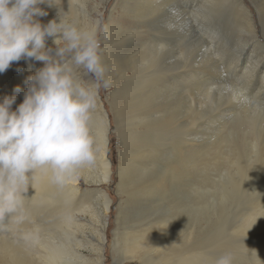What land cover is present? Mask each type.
<instances>
[{
    "label": "bare ground",
    "instance_id": "obj_1",
    "mask_svg": "<svg viewBox=\"0 0 264 264\" xmlns=\"http://www.w3.org/2000/svg\"><path fill=\"white\" fill-rule=\"evenodd\" d=\"M86 1L87 0H51L49 3L53 5H48V7L51 8V11L49 15L40 22L46 25V22H49L50 20L55 19L59 23V20L61 19L66 25L69 21H71L72 24H75V20H78L77 15L79 14V12H82L84 23L86 22V25L84 26L85 29L82 28V30H91L92 28L96 27V21L99 20L97 19L92 21V18L90 19L91 15L86 10ZM112 1L113 0H104V9H106ZM77 2L78 5H76ZM128 2L129 5L134 6V16H131L129 8H127L128 12L126 16L129 15L128 17L130 18L132 17L134 19L142 20L141 22L137 23L139 29H136L137 26L135 27V24L132 26V22H129L128 25H126L127 27L131 26V28H135V30L130 33H128L127 31L126 34H128L126 35V37H124L125 39L132 42L129 45V48L136 49L133 50L134 53L133 51L131 53H128L127 58H125L126 56H116L118 57V59L114 62H105L103 61V57L101 56L102 62L107 70L105 75L113 82L112 88H114V90L110 92L109 101L115 114L120 146L122 147L119 154L120 164L118 172H116V174L117 179L119 180L117 186L118 191L119 194L124 198L122 199L119 207V218L117 219V227L114 232V239L112 242V247L114 249L113 253L117 259L119 258V264H123L126 261H138L141 264H181L185 261H190L193 255L186 257L187 255L182 256L179 253V238L176 230L178 225L176 221L178 220V215L185 212L181 210L182 206L178 205L177 203L179 195L178 193L181 191V186H184L183 190L190 189H188V187H191V179L193 177V173H195V176L196 174L200 175L201 173L198 172V170L195 171V168L196 166L198 167V164L196 163L195 165L190 156L188 157V154H193L192 152L194 148H196L195 145L198 142L197 140H199V138H197L196 136L201 133L199 131L202 127H208L209 122L214 124L216 122L221 128L227 127L228 123L226 124L225 122L228 119H235L238 126H241L243 123H249L256 128L263 125L264 101L261 102L262 100H257V95H255V98L252 97V102H250L248 99H246V101L244 100L247 97L246 94V97L243 95L241 96L240 91L244 92L247 89V82L252 79V76H254L253 74L260 72V78H262L261 80H259V83H255L254 87H256L257 90H255L256 92L254 91L253 93H257L259 95L262 94V92L264 91V66H261V64L264 63V57H260L262 55H260L259 57L255 55L256 59L254 60L255 57L250 55L249 64H245V68L243 66L244 69L242 70L243 72L240 75L241 78L245 77L246 79L244 80H246L247 82H244L243 79L242 81L241 78L238 77V79L240 78L241 80L240 83L243 82L245 83V85L240 89L233 87L232 89L234 93L230 94V99L227 103L223 102L222 98H219V101L217 102L218 104H214L215 101L213 100V97L215 96V92L218 89H216V86H222L224 89L227 86L230 87V85L227 84L228 82L224 83L220 74H217L218 70L217 72L213 70H216L218 67L211 69L209 68L210 65L208 64L209 67H199L192 72L190 71V69L188 72L186 70L185 72L180 73L179 71H181V69L177 73L175 72V76L171 75L173 77V82H170V80L164 76L166 71L170 73V71L168 70L171 68H175V66L173 67V65L170 64H173V62H170L168 64V61L167 63H165V60L164 62L162 61L164 53H170L167 51H169V49L171 48L170 46L172 45L170 39L167 40L169 37L167 39L165 37L169 36V34L172 33H164L163 28L160 25H168V23L170 24L172 20L175 19L170 14V16L167 15L168 19L163 21L167 18V16H165L167 10H180L182 14H189V20L192 21L194 25L193 31L196 33V36L198 38H201L202 35L206 36V33L200 30V28H207V24L212 27L211 33L213 32V34H217L223 31L221 24L223 26L225 25V28H227L226 26L230 25H233L234 27L236 26L240 34H246L251 38L250 41L244 43L240 48V54L235 60L240 63L243 60V56L245 55V53L249 54L250 52V54L254 55L255 45L262 44V42L257 38L256 35L257 25L260 22L264 23V0H251L249 4L244 0H182V2L180 3L179 0H128ZM180 11L176 12H179L178 14H180ZM256 13H258V16H256ZM181 17L183 16L181 15ZM258 20L260 21L259 23ZM211 23H214V25L217 26L215 30H213V27L215 26ZM206 28H204L205 31ZM228 30L233 31L231 26L228 27ZM114 37L115 35L112 36V39ZM172 37L170 36V38ZM227 37L228 36H226V38ZM53 39L54 38H47L46 40V47H49L52 50L56 46L53 43ZM133 41H138V43L134 42V44ZM209 44H206L207 46H204L206 48H209ZM114 47L116 46H113V48ZM205 47L203 48L205 49ZM187 49L189 48L187 47ZM206 52L207 50L205 51V53ZM108 53L111 52L108 51ZM113 53L117 52L114 51ZM126 53L124 52V54ZM173 53H175L176 55V51L171 52V57H174ZM177 55H181V52ZM185 55L182 57H185ZM137 56H142V58H138L139 60H137ZM174 59L175 58H173V60ZM189 60H191V58ZM212 60L209 59V61ZM35 62L36 61H34V63ZM39 65V62L37 61L36 68H32L31 71H29L27 66V68L22 67L21 71L17 72L16 69L19 66H17V64H12L11 67L6 70V72H8L6 73V75L8 74L13 78V74H15L16 79H13V85L12 83L6 84V80L2 81L4 73H0V99H3L4 96L16 95L18 96V101L22 103L24 92L26 91L24 87V85L26 84V78L34 75L35 70L41 68ZM178 66L176 65L177 68ZM213 67H216L215 64ZM73 68L74 76L77 79L81 80V82L83 77L85 79L89 78V76L84 73V70H82V67L78 68L77 66L73 65ZM129 71L133 73V76L128 75ZM182 71H184V69ZM220 71L221 70L219 69V72ZM169 73H167V75H169ZM210 74H216L218 80L220 81L218 85L211 83L212 80H209V77L211 76ZM119 76L122 80L125 81L124 84L122 83L123 85H125L123 91L118 87V81L120 80V78L118 81H116ZM9 84L11 85V88L7 89L6 86ZM90 84H93V82L89 78V81L88 83H86V85ZM17 86H19L20 91L18 93H14L13 90ZM179 88H188L189 90H195L196 93H200V97L202 96V101L200 102L202 106H200L199 108L202 109L203 105L209 103L208 107L212 105L213 108L212 112H210L211 114L214 113V116L210 119L207 117L208 114H206V117L208 119L204 120V122L201 121L194 130V133L190 131L186 126L189 130V133H186L181 139L175 138L177 136V133L182 130L180 128V125H177L176 118V115L180 110V106L178 104H175V102L177 101L173 102L172 99L179 96L180 93L177 92V89ZM220 88L221 87H219V89ZM181 90L182 89H180V91ZM184 90L185 89H183L182 91ZM220 91L222 90L220 89ZM186 94L185 96L187 97ZM193 96L195 95L193 94ZM239 99L249 105L248 110L249 108L251 110L249 111V114L246 113L248 115L247 118L244 119V117L241 116V124L239 123L237 118L239 119L240 114H245L243 112L246 110H244L245 108L243 109V105H239V103L237 102V104L234 103ZM195 101L196 100H194L193 102ZM229 104H231L232 106H226ZM194 105L195 104H192V106ZM225 107H228L227 114L222 117L217 115V112H219L222 108L224 109ZM190 108L191 107H188V109ZM108 115L109 114L105 109L99 91L96 99V107L92 111L91 119L88 122L91 135L95 141L93 146L94 161L91 164L81 166L79 169H77L71 176L65 179L63 185L52 183L50 179L51 174L46 169H37L33 176H31V172L28 173V175L31 176L29 178L28 189L26 192H22L21 196L17 197V210L14 213L0 214V264H104V256L106 258V255H104L106 250L105 247L106 245H108V218L111 214L110 211L112 208L113 199H111L107 191L102 190L101 187H109L115 177L112 162L109 158V138L112 130V123ZM195 117L197 118L198 116L196 115ZM188 119H190V115ZM195 120L191 121L190 123L188 122V124L186 122V124L194 125ZM241 127H239V129H241ZM233 130L230 129V132ZM248 137L251 136L248 135ZM200 140L202 141V139ZM205 141L203 140V143L207 142ZM261 141L259 140L260 143ZM211 144L214 143L211 142ZM242 149H244V147ZM246 150L247 149H245V151ZM239 157L240 156H238V158ZM167 158H169L168 161L170 160V162L166 161ZM196 158H198V156ZM232 165L234 166V164ZM257 169H259V167ZM203 171H205V169ZM241 171L243 170L240 169V173ZM181 179H183V181H181ZM258 184L260 185V183ZM166 191H168V194H165L167 193ZM133 195L138 198V203L143 201H158L162 203L163 201H166L165 205L162 206V209L168 211L170 213V217H168L167 219L163 218L161 220H158L156 224H159L156 225L155 231H153L154 229H151V231L149 230V228H151L150 226H152L150 222L141 224L142 228L149 226V228H147L145 231L142 230V232L138 233L134 232L132 234H124L125 232H122L124 225L123 219L126 214L124 212L126 207H129L131 202L136 200L135 197H132ZM210 200L212 199L210 198ZM217 205L219 204L217 203ZM132 210L133 208H131V211ZM207 214L209 213L207 212ZM136 226H138V224H136ZM136 226L134 225L130 227L132 229ZM10 229H14L17 232H8V230ZM219 244L222 245L221 243ZM205 245L206 247H211L213 245V242L207 241L205 242ZM205 245L202 244L200 247L204 248ZM84 250L90 251L91 255L87 256V253L85 254ZM197 251L199 250H196L195 253ZM202 251H204V249ZM190 252L193 253L192 250ZM92 254H95V258L92 257ZM184 254H188V252ZM197 256H199V253L197 254Z\"/></svg>",
    "mask_w": 264,
    "mask_h": 264
},
{
    "label": "rangeland",
    "instance_id": "obj_2",
    "mask_svg": "<svg viewBox=\"0 0 264 264\" xmlns=\"http://www.w3.org/2000/svg\"><path fill=\"white\" fill-rule=\"evenodd\" d=\"M50 1L51 0H48V2H50ZM103 1L102 0H87L86 1V10L90 13V15H91L90 19L92 18V21L97 20V19L100 21L98 31H97V40L99 42L100 55L103 57V61L114 62V61H117V59H118V57H116V56H121V57L126 56L125 58H127L128 53H131L134 49H136V48L130 49L129 45L132 42L130 40L125 39L126 35L128 33L132 32L133 30H135V28L134 27L131 28V26L127 27L126 25H128L129 22H132L133 23L132 26L135 24L134 26L135 27L137 26L136 29H139L137 23L141 22L142 20L141 19H134L132 17L130 18V17H128L129 15L126 16L127 12H128L127 8H129V10L131 12V16H134L133 15L134 14L133 13V10H134L133 7L134 6L129 5L128 0H118V1L113 0L112 2H110V4L107 6L106 9H104V5H103L104 2ZM244 1H246V3L249 4L251 0H244ZM180 2H182V0H179V3ZM76 5H78V2ZM40 6L43 9H45L46 11L48 10L47 13L49 15L51 8H49L47 4H42ZM130 8H132V9H130ZM167 11H166L165 16H167V15L170 16V14H171V16L173 18H175V19H173V18L172 19L175 21L172 20V22L170 24L168 23V25H166V24L160 25L163 28L164 33H166V34L172 33V34H169V36L165 37L166 39L169 37L167 40L170 39L172 45L170 46L171 48L169 49V51H167L170 53H164L162 61L164 62V60H165V63H167V61H168V64L170 62H173V64L172 63H170V64L173 65V67L175 66V68L169 69L168 71H170V73L166 71L164 76L167 79H169L170 82L171 81L173 82L172 76H175L176 73L181 69L182 70L184 69V71L181 70V71H179L180 73L185 72L186 70L188 72L190 69H191L190 71L192 72L193 70L198 69L199 67L204 68L205 66H208V64L210 65V67L209 66L208 67L211 69L218 67L216 70L215 69H213V70L215 72H217V70H218L217 74H220V76L222 77V81L224 83L228 82L227 84L230 85V87L227 86L224 89L222 86H216V89L217 88L218 89L215 92V96L213 95L214 96L213 100L216 102V103L214 102V104H218L217 103L219 101L218 99L222 98L223 102L227 103L230 99L229 98L230 94L234 93L232 88L235 87L237 89H240L242 86L245 85V83H243V82L240 83V81L242 79L244 80L246 78L245 77L241 78L240 75L243 72L242 70L246 67L245 64H247V65L249 64L250 55L255 57L254 60L256 59V56L259 57L260 55H262L260 57H264V25H263L264 23H261L258 20V23L259 22L260 23L257 25V35H256L257 38L262 42V44L261 45H255L254 55L250 54V52H249V54L245 53V55L243 56V60L239 63L238 61H235V60L237 59L238 55L240 54L239 52H240V48L242 47V45L244 43L250 41V39H251L250 36H248L246 34H240L239 31L237 30L236 26L234 27L233 25H230L231 28L233 29V31H232V30H228V27H230V26H226L227 28H225V25L223 26L222 24H221V26H222L223 31H221L217 34L214 33L215 34L214 35L213 32L211 33L212 27L207 24V28L206 27H201V28L199 27V28L204 33H206V36H208V37L202 35L204 37L201 36V38H198L196 36V33L193 31L194 25H193V22L189 20V18H190V16H188L189 14L188 15H187V13L182 14V12L180 10H174V11L171 10L168 12ZM176 11H180V14H178L179 12L177 13ZM97 12H99V13H97ZM176 13H177V15H176ZM79 14H81V15H79ZM79 14L77 15L78 20H75V22H76L75 24H72V22L69 21L67 23V25H69V24L70 25L72 24L73 26L77 25L76 27H78V28L81 26L79 29H82V28L85 29L84 26L86 25V22L84 23V19L82 18L83 13L79 12ZM174 15H176V16H174ZM178 15H180V16H178ZM181 15L183 17H181ZM168 16L163 21L167 20ZM256 16H258V13H256ZM45 18H46V16L38 17L37 19L42 21ZM160 22H162V21H160ZM184 22H186V23H184ZM46 23H48V22H46ZM211 24L214 25V23H211ZM216 27L217 26L213 27V30H215ZM130 28H131V31H130ZM204 28H206V31ZM127 31H128V33L126 34ZM207 31H208V33H207ZM223 32H224V34H223ZM113 35H115V37L112 39ZM170 36L171 37L173 36L174 38L172 37L173 38L172 39V38H170ZM226 36H228V37L226 38ZM172 40H173V42H172ZM111 41H112V43H111ZM201 41H203V42H201ZM134 42L138 43V41H133V43ZM200 43H201V45H200ZM184 44L187 46H185ZM206 44L210 45L209 48L205 47V46H207ZM251 44H253V43H251ZM61 46H64L63 41L61 42ZM113 46H116V47L113 48ZM193 46H195V47H193ZM187 47L189 49H187ZM203 47H205V49ZM56 49H57V46H55L54 49L52 50V52H51L52 55L55 54ZM182 49H184V50H182ZM206 50H207V52L205 53ZM108 51L111 53H108ZM114 51L117 53H113ZM173 51H176V55H175V53H173L174 57H171L170 54ZM124 52L125 53L127 52V53L124 54ZM180 52H181V55H177V54H180ZM133 53H134V51H133ZM185 53H186V55H185ZM187 53H189L191 55H189ZM184 55H185V57H182ZM111 56H113V57H111ZM176 56L178 57V59ZM186 56H188V57H186ZM189 56H191V57H189ZM209 57H211L212 59L214 58V59L212 60ZM115 58H116V60H115ZM138 58H142V56H137L136 59L139 60ZM173 58H175V59L173 60ZM190 58H191V60H189ZM209 59L212 61H209ZM180 60H182V61H180ZM206 60H207V62H206ZM174 62H175V64H174ZM36 63H37V61L34 63L33 60L25 61L22 59L19 62H13L12 64H17V66H19L21 69L22 67L27 68V66L29 64L33 65L32 68H34V67L36 68ZM39 64H40L39 65L40 67H43V62H39ZM185 64H186V68H185ZM214 64L216 67H213ZM176 65L177 66L179 65L178 66L179 69L176 67ZM211 65H212V67H211ZM243 66H244V68H243ZM261 66H264V63L261 64ZM219 69L221 70L220 72H219ZM82 70H84V69H82ZM171 72H172V74H171ZM6 73H8V72H6V71L4 72V77L2 78V81L6 80L5 81L6 84L12 83L13 79H16L15 74H13V78H12V76H9L8 74L6 75ZM84 73H86L85 70H84ZM167 73H169V75H167ZM87 75L89 76V78L91 79V81L93 83L96 82L94 76H92L90 74H87ZM128 75L133 76V73L131 71H129ZM178 75H179V73H178ZM210 75L211 76L209 77V80L210 79L212 80V81L210 80L211 83L218 85L220 81L218 80V77L216 76V74H210ZM253 75L254 76H252V79H250L248 82L246 80H244V82L246 81L248 83V85L246 84L247 89L244 92L240 91V94H241V96L242 95L245 96V94H246L247 97L245 96L246 98L244 100L248 99L250 102H252V97L255 98V95H257L256 99L260 100V101L262 100L261 102H263L264 101V91L262 92L261 95H259L257 93H253L255 90H257L256 87H254V85L256 82L259 83V80H261V78H262V77L260 78L261 74H260V72H258L256 74L254 73ZM238 77H240L241 80H240V78L238 79ZM253 77H254V79H253ZM8 78H9V80H8ZM89 78L85 79L83 77L82 83H85V84L88 83ZM119 78H120V76L118 77V79L116 81H118ZM118 82H116V83H118V87L123 91V89L125 88V85H123L125 83V81L120 78V80ZM234 84L235 85L238 84L239 86L238 85L235 86ZM9 85L6 86L7 89L11 88V85L10 86ZM12 85H13V83H12ZM220 85H222V84H220ZM24 87H25V89H27V84H25ZM219 87H221L220 89L222 91H220ZM180 89H182V90L187 89L186 90L187 92L185 90L184 91L181 90L182 91V93H181ZM113 90H114V88H112V87L108 88V89H104L102 86L99 89L102 101H103L104 106H105V109H106L107 113L109 114L108 116L110 117V121L112 123V125H111L112 130H111L110 138H109L110 139V142H109V145H110L109 146V158L111 159L113 172L115 173V177L113 179L112 184L109 187H101V189L104 191H107L110 198L113 199V201H112L113 204H112V208L110 211L111 214L109 215V218H108V220H109L108 229H107L108 245H106V247H105L106 250H105L104 255H106V258L104 256V264H119V260H118L119 258L117 259L113 253L114 249L112 247V242L114 239V232H115L116 227H117L116 226L117 225V219L119 218L118 214L120 212V210H119L120 203H121L122 199L124 198L119 194L118 187H117L119 180L117 179L116 172H118V168H119V164H120L119 154H120V150L122 149V147L120 146V139L118 136L115 114L112 110V107H111V104L109 101L110 92H112ZM225 91H226V93H225ZM177 92L180 93L179 96L172 98V99H173V102L177 101V102H175V104H178L180 106V110H179L178 114L176 115V118H177V125H180V128L182 130H180V132L177 133V136L175 138L181 139L184 137V135L186 133H189V130L194 133V130L196 129L197 125L201 121L204 122V120H207L208 118L210 119L211 117H213L214 113L211 114L213 108H212V105H210V107H208L209 103L203 105L202 109L199 108L200 106H202L200 103L202 101V96L200 97L201 94L198 92L196 93L195 90H189L188 88H179V89H177ZM219 92H220V94H219ZM185 94L187 95V97L185 96ZM193 94L195 96H193ZM222 96H224V97H222ZM17 97L18 96H16V103L12 105L13 110H15V107H17L20 104ZM190 97H192L193 99ZM194 100H196V101L193 102ZM236 102L239 103V105L240 104L243 105V109L245 108L244 110L247 111L246 112L243 110L244 111L243 113L249 114V111H251L250 108L248 110L249 105H247L244 101H241V99L235 101L234 103H236ZM192 104H195V105L192 106ZM226 106H232V105L229 104ZM188 107H191V108L188 109ZM222 109L219 112H217V115H219L221 117L227 114L228 107H225L223 109L224 111ZM202 110H204V111H202ZM205 111H206V113H205ZM208 111L209 112L211 111V112L209 113ZM206 114H208L207 115L208 118L206 117ZM245 114H243V115L240 114V117L238 115L239 119L237 118V120L239 121L240 124H241L240 118H242V117H244V119L247 118L248 115L247 114L245 115ZM189 115H190V119H188ZM191 115H192V118H191ZM196 115L198 116L197 118H199V119H197L195 117ZM185 118L187 119V121ZM244 119H242V120H244ZM194 120H195V122H194L195 126L193 124L187 125L188 122L190 123L191 121H194ZM229 120L230 119L226 120V122H225L226 124L228 123L226 128L219 127L218 123H216V122H215V124L209 122L208 127H204V128L202 127L199 131L201 133L196 136L197 138H199V140H197L198 142L195 145L196 148H194V150L192 152L193 154H191V155L188 154V157L190 156L191 160H193V163L195 165H196V163L198 164V167L196 166L195 171L198 170V172H201V173H200V175L196 174V176H195V173H193V177L191 179L192 180L191 187H188V189L189 188L190 189L189 190H187V189L183 190L184 186H181L180 187L181 191L178 193L179 195H178L177 203H178V205L182 206L181 210L185 212L183 214L178 215V220L176 221V223L178 225L176 230H177L178 238H179V240H178L179 241L178 242L179 253L182 256L187 255L186 257H188V256L193 255V257H194V258L192 257V259H191L193 261H191V260L185 261L184 263H181V264H204V263L205 264H216L217 259L224 254H230L231 255L232 264H264V230H263V228H264V205H263L264 204V199H263V197H264V161H263L264 160V129H263L264 128V115H263V125H261L257 128L253 127L249 123H243L241 125L242 126L241 127V126H238L236 124L235 119H231L230 121ZM184 121H185V123H184ZM231 121H232V124H231ZM186 122H187V124H186ZM245 125H246V127H245ZM186 126L189 128V130ZM239 127H241V129H239ZM230 129H232V130L234 129V130L230 132ZM236 129H238V130H236ZM261 129H262V131H261ZM211 131H212V133H211ZM247 131H250V132H247ZM248 135L251 137H248ZM200 139H202V141ZM203 140L204 141L206 140L207 142L206 141L205 142L207 144L203 143ZM236 140H238V141H236ZM259 140L260 141L262 140L261 143L259 142ZM230 141H231V143H230ZM211 142L214 144H211ZM198 143H200V144H198ZM234 143L238 144V145H235ZM242 143H243V145H242ZM243 147H244V149H242ZM245 149H247V150L245 151ZM198 150H199V152H198ZM258 151H259V153H258ZM200 154H202V155H200ZM196 155L198 156V158H196L197 157ZM193 156H194V158H193ZM238 156H240L239 157L240 159L238 158ZM168 159L169 158H167L166 161L170 162V160L168 161ZM198 161H200V162H198ZM240 162H242V163H240ZM232 164H234V166ZM244 167H245V169H244ZM258 167H259V169H257ZM239 168L243 170V171H241V173H240ZM204 169H205V171H203ZM232 169H234V170H232ZM262 169H263V171H262ZM227 170H228V172H227ZM258 172L260 173V175ZM207 173H209V174H207ZM224 173H225V175H224ZM219 174H220V176H219ZM254 174L257 176H255ZM217 176L219 177V180H218ZM230 179H231V181H230ZM165 180H167V179H165ZM245 180L247 181V183ZM181 181H183V179H181ZM258 183H260V185ZM218 185H220V186H218ZM254 186H256V187H254ZM258 186H259V188H258ZM231 188H234V189H231ZM235 189H236V191H235ZM166 192L167 193H165V194H168V191H166ZM231 192H232V195H231ZM222 193H224V194H222ZM132 197L134 198L135 195H133ZM220 197H222V198H220ZM210 198L212 200H210ZM135 199H134L135 201L131 202L129 207H126L125 212H124V213H126L125 217L123 219V221H124L123 223L125 226L123 225L122 232L124 231L125 232V233L123 232L124 234H128V233L132 234L134 232L138 233V232H142V230L145 231L147 228H149V226L142 228L141 224H146V223H150V222H151L152 226H150L151 228H149V230L151 231V229H154L153 231H155L156 225L159 224V223L156 224V222L158 220H161L163 218L167 219L168 217H170L169 216L170 213L168 211L162 209V206L165 205L166 201H163L162 203H160L158 201H154V202L143 201V202L138 203V201H137L138 198L135 197ZM223 201H225V202H223ZM145 203H149V204H145ZM217 203L219 205H217ZM134 207L135 208L137 207V208L135 209ZM131 208H133L132 211H131ZM128 210H129V213H128ZM221 211H222V213H221ZM207 212L209 214H207ZM127 223H128V226H127ZM136 224H138V226H136ZM134 225L136 227L131 229L130 226H134ZM126 230H127V233H126ZM8 232L15 233L17 231L14 229H10V230H8ZM207 241H212L213 245L211 247H206L205 242H207ZM219 243H221L222 245L224 244L223 247ZM202 244L205 245L204 248L200 247ZM190 247H192V248H190ZM205 248H207L208 250ZM203 249H204V251H202ZM191 250L193 253L190 252ZM196 250H199V251H197L195 253ZM186 252H188V254H184ZM84 253L85 254L87 253L86 254L87 256L91 255L90 251H88V250L87 251L84 250ZM198 253H199V256H197ZM94 256H95V254H92L93 258H95ZM123 264H141V263L138 261H126Z\"/></svg>",
    "mask_w": 264,
    "mask_h": 264
},
{
    "label": "clouds",
    "instance_id": "obj_3",
    "mask_svg": "<svg viewBox=\"0 0 264 264\" xmlns=\"http://www.w3.org/2000/svg\"><path fill=\"white\" fill-rule=\"evenodd\" d=\"M42 4L53 5L48 0H0V73L22 59L43 62L26 78L23 101L15 110L16 95L0 99V214L17 210V197L27 191L37 169H46L52 183L63 185L77 169L94 161L88 122L101 86H113L97 40L100 21L91 30L61 19L45 25L37 19L48 15ZM47 38H54V55L46 47ZM73 65L96 82L82 83ZM32 67L28 65L29 71ZM13 91L18 93L19 86ZM216 264H232L231 255L220 256Z\"/></svg>",
    "mask_w": 264,
    "mask_h": 264
}]
</instances>
